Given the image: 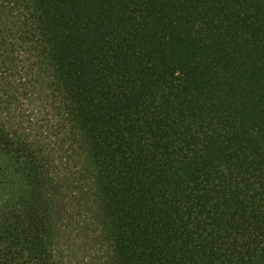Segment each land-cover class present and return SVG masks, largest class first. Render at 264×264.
<instances>
[{"label": "trees", "instance_id": "1", "mask_svg": "<svg viewBox=\"0 0 264 264\" xmlns=\"http://www.w3.org/2000/svg\"><path fill=\"white\" fill-rule=\"evenodd\" d=\"M0 264H264V0H0Z\"/></svg>", "mask_w": 264, "mask_h": 264}]
</instances>
